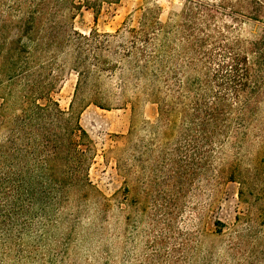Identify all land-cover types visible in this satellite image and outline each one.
Returning a JSON list of instances; mask_svg holds the SVG:
<instances>
[{
	"label": "trees",
	"instance_id": "1",
	"mask_svg": "<svg viewBox=\"0 0 264 264\" xmlns=\"http://www.w3.org/2000/svg\"><path fill=\"white\" fill-rule=\"evenodd\" d=\"M245 1L248 16L264 25V0ZM231 5L185 0L166 22L148 9L131 31L127 63L157 105L155 129L173 143L162 156L171 164L165 185L180 193L181 179L202 170L213 192L237 182L247 211L235 216L226 248L239 264H264V28L247 38L219 24L216 12ZM76 8L71 0H0V260L11 249L17 264L63 260L72 243L94 247L108 237L110 202L89 179L91 145L75 110L84 99L65 110L52 98L58 61L74 49L77 89L94 93L109 62L102 57L108 35L77 32ZM86 51L95 69L81 58ZM214 224L220 234L222 223ZM187 246L181 235L177 261Z\"/></svg>",
	"mask_w": 264,
	"mask_h": 264
},
{
	"label": "rangeland",
	"instance_id": "2",
	"mask_svg": "<svg viewBox=\"0 0 264 264\" xmlns=\"http://www.w3.org/2000/svg\"><path fill=\"white\" fill-rule=\"evenodd\" d=\"M71 1L77 7L71 20L77 32L86 36L95 32L100 38L108 35L109 47L102 57L109 62L102 64L104 70L95 82L94 93L77 89L79 75L74 65H78L75 57L79 54L74 49L73 56L58 61L63 69L55 73L52 98L65 110L72 102L84 99L75 110L91 145L89 179L97 193L110 202L109 223L105 225L108 237L94 247L78 240L69 247L70 258H45L36 264H198V257L208 256L210 251L212 264L243 263L226 248L236 233L235 216L247 211L238 199V183L224 181L213 192L209 171L202 170L193 179H181L180 193L165 185L163 179L171 164L164 163L162 156L173 143H166L167 138L155 129L157 105L128 69L131 31L139 27L143 14L154 9L159 20L166 22L181 11L185 0ZM203 1L222 5V0ZM245 2L231 0V8L216 12L219 24L232 25L242 37H258L264 25L252 21L247 12L251 7ZM83 57H88L86 65L95 69L91 53L86 51ZM159 168L163 171L153 173L152 169ZM215 221L222 223L220 234H213ZM244 226L242 222L238 229ZM181 235L190 248L187 246L177 261L174 249ZM0 264H17L12 249Z\"/></svg>",
	"mask_w": 264,
	"mask_h": 264
}]
</instances>
